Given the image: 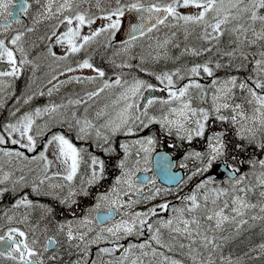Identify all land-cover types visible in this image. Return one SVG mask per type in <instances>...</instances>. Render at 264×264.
Returning a JSON list of instances; mask_svg holds the SVG:
<instances>
[{
    "label": "snow or ice",
    "instance_id": "obj_1",
    "mask_svg": "<svg viewBox=\"0 0 264 264\" xmlns=\"http://www.w3.org/2000/svg\"><path fill=\"white\" fill-rule=\"evenodd\" d=\"M190 34L201 43L181 47ZM66 85L91 87L33 106ZM4 107L0 264H243L223 246L256 221L264 235V0H0ZM163 138L187 169L179 204L157 186L154 158L171 164L156 154Z\"/></svg>",
    "mask_w": 264,
    "mask_h": 264
},
{
    "label": "rangeland",
    "instance_id": "obj_2",
    "mask_svg": "<svg viewBox=\"0 0 264 264\" xmlns=\"http://www.w3.org/2000/svg\"><path fill=\"white\" fill-rule=\"evenodd\" d=\"M127 19L124 20V23ZM46 30V27H42L40 29L39 25L37 26L36 30L30 34L29 36V39L32 40V39H35L37 41V51H42L43 50V44L41 43V41H39L37 38L44 34ZM163 31V29H162ZM123 31L121 30V33ZM120 31H118L117 33V36H116V39L117 40H121V39H124L121 35ZM155 35V33H154ZM226 40V39H225ZM175 42V41H174ZM145 43H147L145 41ZM180 43H181V47L184 46L185 43H189V44H192V45H197V44H200L201 41H199L197 38H196V34H190L189 35V38L187 41H184L182 39V36L180 37ZM170 48V52L175 55L178 51V49H175V48H172L171 45L169 46ZM57 52L59 53L60 49L59 47L57 48ZM110 54V51L109 53ZM182 59H189V57L185 56L183 57ZM93 62L96 63L98 66H102V67H106V68H109L110 65L108 63V60H107V54H101L100 50L98 49L97 50V53L93 56ZM160 67H163L164 66V62L161 61L160 62ZM168 66L171 67L172 66V62L169 61L168 62ZM48 62L46 60H41V61H38V67H37V70H36V73H35V76H36V84H40L43 82V80L48 76ZM30 71V70H29ZM79 71V70H78ZM85 74H89V70L87 69H84L82 70ZM140 75H144L143 73H139ZM219 75H222V73H218ZM64 75H68L67 73H65ZM24 80L23 78H21L19 81H17V84H16V89H17V92L16 94H19V90H20V87L21 85L23 84ZM35 87V85H34ZM84 87H91V85H66L62 88L61 92L60 93H54L51 97H49L47 94L43 95V96H37L34 98V103H33V106H35V104H43L45 102H47L49 99L53 100V101H56V102H59L60 98L62 96H65L66 93H73V94H79L80 93V90ZM107 97L106 96H102L100 99H95V103L94 104H91L90 107H89V114H91L94 109L97 107V105L101 104L104 102V100L106 99ZM6 99V102L7 104H11V99H8V98H5ZM80 112L83 111V108L81 107L79 109ZM7 116V107H4V108H0V121H2L5 117ZM77 143H80L79 141H77ZM167 138H163L162 140V143L160 145L157 146L156 148V154H159L161 152H168L169 155L170 153L172 155L175 156V158H177L176 160V164L174 163L173 159V163L175 165V168L173 169V171H180L182 176H184L186 174V171L187 169H181L180 166H179V156H180V153H178L175 149H171L169 147H167ZM195 147H200V144H195L194 145ZM39 147V146H38ZM164 148H166V150H164ZM257 155H260L261 153H256ZM245 155V158H247V153L244 154ZM165 161H162L160 163H157V162H154V165L157 166V168H161L163 167ZM191 163L192 161H189V166H191ZM248 166L245 164L244 167L241 168V171L245 170ZM223 171L225 174H227V169H217V172H221ZM257 171H259V169H257ZM109 172L112 173L113 172V169L110 168L109 169ZM153 170L150 169V175L152 174ZM196 178H193V181H189L186 185H182L181 186V191H184L185 189H190L192 187V183L194 182ZM218 179L220 180H223L224 179V176H220L218 177ZM252 182L255 184V179L253 177V180ZM157 186L158 187H161V188H168L171 192H172V195L170 196H166L164 197L165 199H168L170 201L171 204H179L180 201H177L174 199V196L176 195H179L180 193L179 192H176L175 189H176V186L174 187H168V186H165L163 185L162 183H160L159 179L157 178ZM258 193H259V186L257 185V187L249 193V199H251L252 201H256L258 199ZM40 199L42 200H45L46 202H50L47 198H44V197H41ZM8 202V197H4L2 200H0V208H2V206ZM154 203H159V199H156L153 201ZM138 207H143V205H137ZM256 211L258 212V209H256ZM158 215H166L167 214V210H164V211H161V212H158L157 213ZM260 221H256V226L254 228H248L247 226L244 227L243 231L241 232V234L236 237L234 240L230 239L228 241L227 244H225L223 246V250H224V253L225 254H228L229 251L232 252V254L234 256H238L241 252H244L246 253V256L244 258V262L243 264H264V252H261V250L259 248H253V245H257L259 244L262 240H264V235L261 234V231H260ZM225 232H228L227 229H225ZM147 235L148 233L145 231V236L143 237H140L139 239H145L147 238ZM228 235L231 236L232 233L228 232ZM165 236L167 237V232L165 230ZM133 237H127L126 239H132ZM122 244H125L126 243V240L124 241H121ZM249 248H252V251H248ZM166 251V250H165ZM258 252H261L260 255H257L256 253ZM168 255H175V256H179L180 253L179 252H168L167 253ZM0 259H3V258H0Z\"/></svg>",
    "mask_w": 264,
    "mask_h": 264
},
{
    "label": "water",
    "instance_id": "obj_3",
    "mask_svg": "<svg viewBox=\"0 0 264 264\" xmlns=\"http://www.w3.org/2000/svg\"><path fill=\"white\" fill-rule=\"evenodd\" d=\"M168 160L171 161V164L168 166L170 171L167 174L165 172V164H167V161H165L163 167L161 168H157V166L154 165V172L162 183L167 184V185H174L181 179V172L177 171V172H174L176 175H172L171 173H173L172 168L174 164H173V161L169 157H168ZM154 162H156L155 158H154Z\"/></svg>",
    "mask_w": 264,
    "mask_h": 264
},
{
    "label": "flooded vegetation",
    "instance_id": "obj_4",
    "mask_svg": "<svg viewBox=\"0 0 264 264\" xmlns=\"http://www.w3.org/2000/svg\"><path fill=\"white\" fill-rule=\"evenodd\" d=\"M40 23L43 27H46L49 22L48 21H41ZM122 37L124 38L123 32H122ZM57 48H58V46H55L54 50L58 51ZM47 71L49 72V70H47Z\"/></svg>",
    "mask_w": 264,
    "mask_h": 264
},
{
    "label": "trees",
    "instance_id": "obj_5",
    "mask_svg": "<svg viewBox=\"0 0 264 264\" xmlns=\"http://www.w3.org/2000/svg\"><path fill=\"white\" fill-rule=\"evenodd\" d=\"M225 39H227V37H225ZM221 46H222V47H226L227 45H226V43H222ZM260 155H264V154H260Z\"/></svg>",
    "mask_w": 264,
    "mask_h": 264
},
{
    "label": "bare ground",
    "instance_id": "obj_6",
    "mask_svg": "<svg viewBox=\"0 0 264 264\" xmlns=\"http://www.w3.org/2000/svg\"><path fill=\"white\" fill-rule=\"evenodd\" d=\"M166 152V151H165ZM160 181V180H159ZM160 183H162L161 181H160ZM165 186H168V187H171L170 185H165ZM133 239V238H132ZM125 240H127L126 238H125ZM179 257V256H178Z\"/></svg>",
    "mask_w": 264,
    "mask_h": 264
}]
</instances>
